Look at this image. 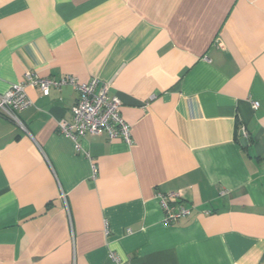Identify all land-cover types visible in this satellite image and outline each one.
<instances>
[{
  "label": "crops",
  "instance_id": "0c3cea01",
  "mask_svg": "<svg viewBox=\"0 0 264 264\" xmlns=\"http://www.w3.org/2000/svg\"><path fill=\"white\" fill-rule=\"evenodd\" d=\"M27 71L107 83L131 142L77 150L74 87L28 86L26 130L0 117V264H264V0H0V92ZM169 192L191 212L166 224Z\"/></svg>",
  "mask_w": 264,
  "mask_h": 264
},
{
  "label": "built area",
  "instance_id": "2783aa9c",
  "mask_svg": "<svg viewBox=\"0 0 264 264\" xmlns=\"http://www.w3.org/2000/svg\"><path fill=\"white\" fill-rule=\"evenodd\" d=\"M66 84L73 86L78 96L71 108L70 120H61L58 127L62 135L74 142L77 150H81L77 138L86 134H104L108 140L119 138L127 143L131 142L129 125L121 115L119 97L110 94L109 85L105 82L99 84L96 78L89 82L79 83L70 75L54 79L40 77L37 73L27 71L22 80L12 84L4 92H0V117L12 121L20 129L26 130L19 117L22 110L32 105L26 88L28 86L37 87L44 95H47L50 87H60ZM258 105L259 103L256 101L252 103L253 108H257ZM240 136L246 137L243 128ZM157 198L163 210V222L166 224L173 223L191 212V207L183 204L179 193H157ZM109 256L117 264H128L113 252Z\"/></svg>",
  "mask_w": 264,
  "mask_h": 264
},
{
  "label": "water",
  "instance_id": "95a60500",
  "mask_svg": "<svg viewBox=\"0 0 264 264\" xmlns=\"http://www.w3.org/2000/svg\"><path fill=\"white\" fill-rule=\"evenodd\" d=\"M241 143L245 145V144H246L245 139H242V140H241Z\"/></svg>",
  "mask_w": 264,
  "mask_h": 264
}]
</instances>
